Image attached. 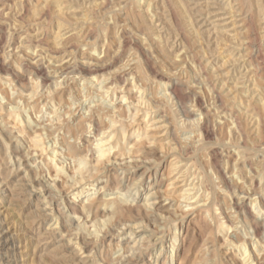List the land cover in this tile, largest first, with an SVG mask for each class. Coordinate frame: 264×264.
Segmentation results:
<instances>
[{"label":"rangeland","instance_id":"374dc122","mask_svg":"<svg viewBox=\"0 0 264 264\" xmlns=\"http://www.w3.org/2000/svg\"><path fill=\"white\" fill-rule=\"evenodd\" d=\"M16 1L18 0H13L12 1L13 3L11 2L13 4V7H11L12 11L13 13H15L14 17L12 18V22L15 21V23H17L18 26L21 27L18 34L20 33V34L26 35L27 39L25 38L24 43L26 45L22 49V51L20 50L19 52L13 53V56L6 58L5 65L8 68V73L5 74L6 76H3L4 74L2 75L4 77L3 79L0 77V87H1L0 88V103H2V105H0V108L4 107L3 109H1V111L2 110L3 111L2 112L0 111V129H1L0 131V179L2 180V181L0 180L1 181L0 182V233H3L5 236V239L3 240L5 241L7 239V241L9 242V243H6L4 247L0 245L1 247L0 264H80V263L81 264H117L120 252H124V251L130 252L131 247H130V243L128 242L129 241L128 238L130 237L129 235H131L129 233V230L131 229V227H135V229H132V232L134 234L133 237L137 238L136 239L137 241L140 240L139 242L140 244L138 245L140 247L144 246L143 247L144 249H142L141 254H137L138 251L140 252V250H138L139 246L137 245L138 249L135 248L133 252H135V254H137L138 256L132 252L131 254L132 256L130 257L131 262L134 260L133 259L134 257L135 258L138 257L139 258L137 260L138 264H151V263L157 264L156 261L154 260L156 257H158L160 248H163V251L161 252V255H160V264H167L166 262L167 257L171 259L172 254L176 257L174 258L173 264H197L200 262L203 263L202 259H204L203 258L204 255L205 257L207 256L209 258V259L207 258L210 262L209 264H242L241 258L244 256V254H242L243 249L242 251L238 250L236 246L233 245L232 243L233 241L227 240L226 236L232 233L233 235L232 234L231 235L234 237L235 241H239V243H241L242 239L245 238L246 241L243 240V242L245 241L249 243L250 236L246 235V233L248 232V229L245 228L248 226L246 225L247 223L246 224L243 223L244 214H240L241 215L240 216L237 213H235L237 208H235L234 205L232 204L233 199L229 197L227 198L224 197L226 196L225 193L228 192L227 189L229 190V188L227 187L226 183L223 181H225L230 176L232 167L236 165L235 167L238 168L239 166V168L237 169V171H235L237 172L236 173L237 175L235 176L239 177V180L241 182L242 180H245L244 178H245V175L247 176L248 170L249 171L252 170L253 173L257 172L256 174H258V176L261 178V179L259 177L257 178V182L260 179V182H258L257 185H259L264 190V182H263L264 181V156H263L264 155V118H263L264 113H262L260 109H257L258 107L253 108L255 118L259 117L260 115L262 116L260 117L262 120H260L261 122L259 123L260 125L257 131H253V128H251L250 121L248 123L249 119H246L245 121V118H241L243 119V120H240L241 126H239V128H235L236 130H234L233 129L234 127H232L233 118L231 120L228 118L230 121L229 122L228 119L226 120L222 119L221 115L223 113H221V115L214 114V116L218 118L214 117V119L213 118H211L212 120L210 119V122L208 125L210 126L211 132L210 134L206 135L204 129L207 124L205 123L204 113L207 112L206 110L209 107V104H208L209 102L207 101H208L209 93L211 92L212 87H208L209 85H203V83H200L199 85L198 83L197 84H194V83L197 81L199 82V79H197L199 75H202V76L203 74L210 75V71L203 70L205 72L197 73L195 72V70L198 71L199 68L196 69V67H198V65L204 64V61L206 59H207L206 61L208 62L209 57L214 56L216 53H213L212 50L208 49L207 46L204 45L206 42L205 41L206 38L204 39L202 34H201L202 37H199L197 39H195L194 36L189 34V31H188L189 28L187 27L186 23L182 21L183 20V16H182L183 0H176V1L174 0H152L153 1L152 3L154 4L153 6H155L154 7L155 10L158 9L156 10V12L158 11L160 13V15L159 13L157 14L158 18H161V20L162 19L166 20V21L163 20L162 26H161V22L160 23H157V21L154 22V25L156 26L159 25V28H162V33L160 34V38L157 37L155 39L154 37H156L158 34L154 33L156 32V30L153 27H152L153 29L152 28L149 29L152 26L149 20L145 17L144 18L145 21L142 22V17H141L142 10L141 9L146 8L148 4L147 0H108V4L106 7L111 8V9L107 11L104 9H101V10L96 9V10L91 11V10H88L86 7L84 8L83 6L79 4H75L76 6H74V8L77 9V12H76L77 14L75 15V17L77 19L76 18L74 19V17L73 18L70 17V18H67L64 22L68 23L69 21L68 19L71 20L69 21L70 23L76 22V20L78 21L83 18L86 19V17L88 16L89 22H93L95 20L94 22L101 23L97 28L94 27V28L89 29L90 30L89 36H85V34H83L82 36H80L81 37L80 38L79 34H76V32L75 34H72L73 32H70L69 34L63 37V38H67L66 40H64L65 45L67 42H71V41L73 42L74 39L82 40L80 42L82 44L79 43V48L77 51H75V49L73 48L74 49L72 51L73 54L64 53L65 56L69 55V57L66 58V60L71 59L72 57L70 58V56H74L72 59V62L75 63L74 64L75 73H76L75 80L71 78L74 75L72 74L68 76L69 78L66 77L65 81L62 82V85L60 86L61 89L55 90L56 87L54 86V83L50 84L48 87H43L41 89L39 88V90L35 89V91H38L37 94L34 93V95L31 96L32 98L31 99L29 98L27 100H26V97H24L21 93V90H25V91L27 90L26 91L27 94H31L33 91L32 88L31 89L30 87L28 88L31 82L30 81L31 75H32L31 68L33 66H32L31 60L28 58L27 55L32 52L31 51L32 48L33 50L36 48L35 46L36 44H34L35 43L34 41H33L34 43L30 42L31 45L30 44L27 45V43H29V38L34 37L35 35H39V37L42 35L40 37L43 40L42 42L52 45L54 42V36L57 33L59 20L53 14L54 8L49 7L45 16L42 17L40 20L35 21L34 18H35V15L37 14L36 13V10H37L36 0H34V3L36 4L32 3L30 7L24 10L21 8L22 7L21 4L23 0H19L18 2ZM119 1L123 2L120 6H118L120 9L116 5ZM262 1H263L262 7L264 8V0ZM1 2L7 3L6 0L5 1L1 0ZM11 3H10V6H12ZM7 6H9V4ZM247 8L244 7V10H243L244 13L242 14L243 16L241 15L239 17L238 15L236 20L240 21V20L245 19L244 22L240 21L241 24H239L240 22L238 23L239 25H243V26H240L241 33H242V34L240 33L242 37L240 38L242 40H246V39L249 40L250 38L251 39L249 40V43L245 45L246 48L243 49V52L244 54H247L246 57L249 59V61L247 60V63L249 62L248 64L250 65V68L251 69L254 68L252 70L253 71L252 74L250 75H252L254 80L257 82L256 84L260 86L259 90H261V95H263L262 93H264L263 91L264 90V60H263L264 40L262 39L264 38L260 37V35L263 33L261 31L263 30L259 26H262L264 22L263 23L261 21L258 22L257 20L258 15L255 14L254 10L252 12L250 9H247ZM19 10L22 11V16L18 18L16 14L19 13ZM101 11L102 12L104 11V12L102 13ZM161 13L163 14L161 15ZM164 15L166 18L164 17ZM79 17L80 18L82 17V18L79 19ZM92 17L93 18L96 17V18L92 19ZM261 17L264 18V13L262 14ZM103 18H106V19H103ZM106 22L108 23L110 27L105 24ZM111 23L116 24V26L118 27V30L120 29L119 33H117L118 36L115 35L116 33L115 34L113 33L114 25H111ZM217 23L218 25L220 24L223 25L222 22L220 23L214 22V24H217ZM223 23L225 25L227 22H223ZM105 25L107 26V28ZM257 25H258V28H257ZM229 29H231L230 26H229ZM86 30L88 31L87 28ZM87 31H85V33ZM106 34L108 38L115 41L114 43H116L119 37L126 38V40L128 41L127 50L129 52L126 51L127 53H124L120 59H117L114 62L112 61L107 67L108 69H105L106 71V72L104 71L105 73L109 75H115L116 78H114V81H116L117 83H115V86H114L115 90L113 88L114 91L110 89V90H104V93H102L103 91L100 90L98 86L95 87V84L91 85L92 83H90V81L89 83H87V86L83 87L82 79H84V75H81L79 70H80V67L83 66L84 64L93 65V64L98 63L93 59V56L94 57L103 56V53L101 52L103 51L102 49L104 48H100V53H95L94 51H92L91 48L88 49L87 45L93 46L99 43V45H101L102 47V44H100V42H103V39H104L103 36L106 37ZM186 34H188L189 36ZM139 37L142 39V42L138 40ZM145 37L147 38V40ZM51 40L53 41L51 42ZM162 41L164 42V44ZM219 41H220L219 44L221 46L217 45V49H218L217 51L221 49L222 50L217 53L219 55H215L218 57V58L216 57L215 62H217V65H219L218 71L219 73L221 72L222 75L221 77H219V79L217 78L218 80L214 79L215 77L213 76L212 77L210 76L209 78L206 77V80L208 79L207 82L209 80L212 82L214 80L218 82L216 86L217 91L220 90L219 87L220 88L222 87L221 86L223 85L222 83H227L225 84V86L223 85L224 87L222 88L224 89L223 90L224 94L232 91L233 89V92L236 93L237 96L239 97L237 99V103H235L232 100L231 101L228 100L227 102L224 103V107L226 108V110L231 108L232 111H236L238 110V105L240 104V100L246 101L247 97L250 98V96H248L250 91L246 90L249 88V86H247L246 88L243 86V84L241 85L240 83H238L239 84L238 86L235 84L236 81L238 82V80L235 81V78L238 75H236L237 73L234 71V68H233L234 66L227 65V64H225L226 65L225 66L223 65V62H222V60L224 61L226 58L230 57L231 55L230 50H231V46L233 45L230 43L231 41L229 40V38H223V41L222 40H219ZM180 43L181 44L183 43V44L180 45ZM173 44H174V47L172 46ZM177 47L178 48L181 47L180 50H183L184 48H186L183 50L184 52L182 51L183 52L182 54L180 53L181 56L183 55L182 56L183 58L181 57V59H179L180 57L179 58L177 57L178 59L176 58V54L178 53ZM205 50L207 54L209 55L204 54ZM174 52H177V53H174ZM130 53H132L133 55ZM170 53H172L173 55ZM128 55H132L131 57L136 58L135 59L136 63L132 65L130 69H127L128 66L125 68L123 67L124 62H126L125 60L128 58V57L126 58V56ZM205 56H208V57L205 58ZM206 61L205 63H207ZM213 65L215 68L214 62L209 67L213 69ZM254 66L255 67L257 66V67L255 68ZM226 70L227 71L230 70L232 73H235V74L230 73V71L229 73H227ZM132 73L133 75L137 76V80L141 84H143L141 86L142 87L141 92L140 91L138 92V88H133L132 92L128 93V89L131 86L130 85L131 80L129 79L131 78ZM223 73L224 74L226 73L225 76ZM10 78L12 80L11 85L15 87L14 89L13 88L11 89L9 84H7V80ZM257 78L260 80H258ZM177 80L179 81V84H178L179 91L183 93L181 95H184V94L186 95V97L184 96L185 98L182 96V99H184L185 101L184 100L177 101V99L175 98L172 99L171 97L169 98V97L163 96L165 91L162 88L163 86L160 85V83H162V81L168 82V83H174ZM234 85H236L239 89L237 88L236 90L235 89L236 87ZM229 86L232 88H229ZM242 86L245 89L241 88ZM9 89L13 93L15 92L14 90H17V92L14 93L15 99L13 98L11 101L14 103L13 105L16 107L18 106V108L15 109V111L13 112L10 109H8L9 103H7L8 105L5 103L6 101H9L8 97L13 94L12 92L9 93L10 92ZM114 92H116L115 97H114ZM233 92L229 94L231 95L230 97H232V95L234 96V94H232ZM125 93L126 95L128 94L131 96V100H132V97L134 99L140 93L141 94L144 93V96H145L144 100L146 99L149 100L148 102L150 103V105L146 107L130 106V109H129L130 111L128 109H126L125 111H121L122 117L115 119L112 109L118 108L120 101H121L120 96L125 95ZM196 96L202 99L203 104H201V100L196 98ZM203 99L206 101L205 104H204ZM195 101L197 102V104ZM199 101L201 104L199 105H200V108L203 110L202 111L203 113L201 111H198L199 113L197 116L188 115L185 112L186 111L185 109L190 108V107L198 109ZM193 102L195 103V105ZM136 103L137 102L135 101V105H137ZM179 103L181 104V106ZM124 105L127 106V103ZM216 107L217 106H215V108ZM136 108L140 109V111L139 113H137V116H135L134 118V112H135L134 109ZM210 108H212V110L215 111L214 107H210ZM110 110H112V112H110ZM147 112L149 113L148 120L151 118L150 116H152V118L154 117L156 119L155 121H160L162 122L160 124H163V129H162L163 131L158 133L159 138H161V140H163L164 142L166 141L167 143H169L167 140H170V138L172 137L173 138L172 143H169V144L162 143L161 146L163 147H161L159 146V144L157 145L149 144L146 141H144V143H140V145H138L134 149L135 150L134 153L135 152L136 153L134 154L133 158L127 159L125 161H120L121 158H117L116 160H118V162L115 163V160L113 159L114 157L111 156L113 160L111 159L112 161L110 162V165L108 166H106V164L98 165L97 169L102 170L101 174L92 175L91 173H93L94 171L92 172L88 171V172H84L81 174L82 175L81 178L83 179H88L89 177L91 179L97 180V182L99 183V187L97 188V190L99 193H101V191L103 190L102 193L106 195L105 199L109 198V196L114 197L115 195L113 193L117 192L118 189L119 191L120 190L122 191L121 193H127L126 191L128 190L127 184L132 183V182L135 183V186H137L138 190L133 188L132 190H130L131 191L130 194L131 196H133L135 194V191L137 190L138 196L136 200H132L133 197H131V201H129L130 203L128 204H122L119 209L120 211L115 213V215L110 213V215H108L109 218L106 219L108 220L107 221L108 224L104 225V228L103 227L98 228L100 229V232L98 231L99 234L93 233V235H86L84 234V231H83L82 236L80 237L78 233L82 232L81 231L82 228L79 229V226L77 225V223L83 218V215H84L83 212L81 211L82 210L81 205L84 204V199H85L84 195H86V193L84 192L80 194L81 193L80 191H82L83 189L80 183H76L74 189H71V187L73 186L72 184H75V180L80 181L81 178L80 176H78L77 179H72L73 181H71L70 179L68 180L70 182L68 183L67 181V183L65 182L66 183L65 184L62 180L64 179V181H66V179L63 177L61 181H56L55 183L54 181H52L53 182L52 184L50 183L51 181H49L50 178H45V177H49V174H47V172L49 173L48 170L53 171V165L55 163H59L60 165L62 163L64 164L69 174L70 173L72 174V172H74L70 164L71 158L75 156L76 154L84 155L87 152L86 149H88L87 146L89 145L88 140L91 137H93L94 134H96L95 133L96 131L93 130V127L89 126L92 124V121L94 119L98 120L101 123L103 122L102 123L103 127H106V125L108 126L111 120L114 119L116 121L115 125L117 126L116 130H121V128L123 127L122 129L125 130L130 135L131 132L138 126H141V131H143V128H142L143 123L141 122V118H143V116L147 114ZM122 118L125 120H123ZM157 118L160 120H158ZM194 118H197V119L199 118V121H196L195 125L191 122L192 119ZM16 121L18 122L17 126H19L20 129L22 128L25 130L27 129L25 132L26 133L25 136H19V134H17V130L19 128L17 129L13 127L14 126L13 123ZM227 121L230 124L232 123V125L227 124L228 123ZM37 123L39 124V126L42 124L41 127L44 124H46L47 128L45 127L40 128L37 126ZM48 131H50L51 133ZM33 134L41 136L40 138H43L41 144L42 146L48 147V150L46 152L44 153L37 152L35 154V151L33 150L34 148L32 149V147L31 148L27 147V146L30 147L28 143H31V138L34 136ZM195 134L198 137L195 138L194 137ZM88 136L90 137L88 138ZM188 136H191V138H195V140L192 139V141L194 142H193V145L192 144L190 145L191 147L189 149H187V146L191 142L189 141L190 139L183 142V140H185V138ZM198 138H199V141L197 140ZM244 138H247V139H244ZM130 140L132 139L128 138V142ZM68 144H70L71 146H74L75 150L72 149L73 151H71V149L69 150L68 148L66 149V147L69 146ZM129 145H131V143H129ZM165 145L167 147H170V149L167 148ZM30 152L32 154L29 155ZM54 154H55V157H54L55 161L53 162L54 163L53 164V163H50L51 162L50 158L54 156ZM17 156H19L20 158ZM120 162L121 163L123 162V163L121 164ZM169 162L170 163L179 162V163L178 165L171 166ZM233 162H235L236 164L234 165ZM249 165L253 167V169L250 168ZM170 170H172L171 171L172 173L168 175L167 173ZM226 170L229 172H227ZM42 172H44L43 173L44 175H42ZM89 172L91 175L89 174ZM228 173H229V176H228ZM172 176H174L175 178L176 177H181V178H179L178 180L179 182L178 181L175 182L176 179ZM185 179L186 181L182 183V180H185ZM169 183H173L174 185L173 187H176L178 191L169 199H166V198L162 199L161 197H159V200L157 199L158 201H161L160 205H163L162 207L160 205L158 206L157 204L154 205V208L157 209V214H158V217H157L158 220H157L155 219V217L150 215L153 212L150 210L148 211L146 206L144 205L145 204L144 198L146 197L148 193L147 191L150 188L152 190L151 192L160 190L159 195L162 196L161 192L166 190V187H167L166 185ZM190 183H193L190 185L191 187H193L191 191L185 190L188 187L191 188L189 186ZM54 184L56 185L55 187H54ZM103 185H106V186L102 188ZM181 188L184 190V192L189 191V192H186L189 195L185 194L186 195L185 196L183 194L182 197L179 196L178 194L184 193L182 192L183 190ZM91 192H94V190H91ZM230 192H232L233 194L232 190ZM151 197L152 196H150V199ZM188 197L190 199H188ZM191 197H193V199ZM48 200H50V202L52 200L51 208H48V205H47L48 203H46ZM153 201L154 200H150L149 202L151 203ZM204 201H206V205H203L205 203ZM100 202H103V201L100 200L98 203ZM208 203L210 204L208 205ZM100 204H103V203H100ZM248 206L252 208L251 204H249ZM52 207H54V213L56 212L55 215L49 213L51 212L49 210L52 209ZM168 207L170 208L169 210H167ZM106 214L108 213H104L103 211L98 210L97 216H95L94 218H96L95 220H100V219L104 220L105 217L107 216ZM74 215H77V216H74ZM233 215H235L236 217ZM80 216L82 217L77 218ZM122 217L123 219H121ZM56 219H59V220H56ZM57 223H59V225ZM70 226L73 228H71ZM230 226H234L232 227L233 229H229ZM57 228H60V230ZM65 229L67 231H65ZM120 232H125V233L121 235L119 234ZM72 235H74L75 237ZM77 235H78V239H76ZM84 235H85V238L86 236H88L87 238L90 240L87 245H85V243L83 242L85 240ZM72 237L75 238V241H74V238L72 239ZM97 237L99 239H96ZM173 238L177 239V241L175 242V245L177 246L179 245V248L178 250H176L175 248L172 252L171 250H172V245H173L172 244ZM69 240L71 241L70 242L71 244L68 243ZM76 240L78 241V243ZM131 243L133 244L134 242H131ZM128 247H129V250H127ZM207 248H211L209 249L211 252L207 251L209 252V255L205 254V251Z\"/></svg>","mask_w":264,"mask_h":264},{"label":"bare ground","instance_id":"6f19581e","mask_svg":"<svg viewBox=\"0 0 264 264\" xmlns=\"http://www.w3.org/2000/svg\"><path fill=\"white\" fill-rule=\"evenodd\" d=\"M5 1V0H4ZM13 0H6L7 3H2L1 0H0V77L3 79L4 77L3 76H6L5 74L8 73V68L6 67L5 65V62H6V58L7 57H11L13 56V53H16V52H19L20 50L22 51V49L25 47V38H26V35H23V34H18L19 30L21 27L18 26L17 23L12 22V18L14 17L15 13H13L12 11V8L13 7ZM19 1V0H18ZM16 1V2H18ZM176 1V0H174ZM12 2V3H11ZM21 2V1H20ZM113 2V1H112ZM153 1L152 0H147V6L146 8H142V14H141V17H142V22L145 21V17L149 20V22L151 23V27L149 29H151L152 27L156 30V32H154L155 34L157 33L158 35L155 38H160V34L162 33V28H159V25L156 26L154 25V22L157 21V23H160L161 22V26H162V22L163 20L165 19H162L161 18H158L157 14L159 13L158 11L156 12V9L155 10V6H153L154 4L152 3ZM156 2V1H155ZM162 2V1H161ZM178 2V1H177ZM262 0H183V10H182V16H183V22L186 23L187 27L189 28V34H191L192 36L195 37V39L199 38V37H202L203 35V38L205 39L206 38V42H205V46H207L208 49L212 50L213 53H216L215 55H219L217 54L219 51H217V45L221 46L219 44V40H222L223 41V38H229V40L231 41L230 43L233 45L231 46V50H230V57L226 58L224 61L222 60L223 62V65L227 64V65H233L234 67V71L237 73L236 75V78H235V81L238 80V82L236 81V85L238 86L240 83L241 85L243 84L244 87L247 88V86H249L248 91H250V93L248 94V96H250V98H246L247 100L245 101H241L240 100V104L238 105V110L236 111H232L231 108L226 110V108L224 107V103L227 102L228 100L229 101H234L235 103H237V99L239 98L237 96L236 93L233 92V89L232 91L228 92V93H223L224 89H222L225 84L227 83H222L223 85H221L222 87L220 88L219 87V91H217V83L215 80L212 82V81H208L206 80V77L209 78L210 76L212 77H215L214 79L218 80L219 77H221L222 73L220 74L218 69H219V65H217V62H215L216 60V57L212 52V54L214 56H210L209 57V60L207 63H205L204 61V64H201V65H198L197 68H199L198 71L195 70V72L197 73H201V72H205L203 70H209L210 71V75H204L205 77H203L202 75H199L197 79H199V82H195L194 84H197L198 85L200 83H203V85H209L208 87H212L211 88V92L209 93V98H208V101L209 102V107L207 108V112H205V123L207 124L205 126V133L206 135L207 134H210V126L208 125L209 122H210V119L216 116H214V114H218V115H221V113H223L221 116H222V119H232L233 118V125L232 123L230 124L229 122V119H228V123L229 125H232V127H234L233 129L236 130L235 128H239L240 125V120H243L241 118H245V121L246 119H249L248 120V123L250 121L251 123V128H253V131H257V129L259 128V123L261 122L260 120H262L260 117H262L261 115L257 118H255L254 116V112H253V108L254 107H258L257 109H260L262 113H264V93H262L263 95H261V90H259V87L258 84H256L257 82L254 80V78L252 77V70L254 69H251L250 68V65L247 63V60L249 61V59L246 57L247 54H244L243 52V49H245V45L249 43V40H242L241 38V29H240V26H243V25H239L241 24V22H244V20H240V21H237L236 18L239 17L244 13V7L247 8V9H250L252 12L254 10L255 14L258 15L257 17V20L258 22H264V18H262V14L264 13V8L262 7ZM10 3L12 4V6H10ZM36 4L37 3V10H36V15H35V18L34 20L37 21V20H40L42 17L45 16V14L47 13L48 11V8L49 7H53L54 8V11H53V14L57 17V19L59 20V23H58V28H57V33L55 34L54 36V42L52 45L48 44V43H44L42 42L43 40L39 37V35H35L34 37H31L29 38V43H27V45L30 44V42H33L34 44H36V48L33 50V48L31 49V53L28 54V58L31 60L32 62V72H31V79H30V86H28V88L30 87V89L32 88V93L31 94H27V90H21V93L24 97H26V100L27 99H31L32 95L37 94L38 91H35L36 90H39V88H43V87H48L50 84L54 83V86L56 87L55 90L57 89H61L60 86L62 85V82L65 81L66 77H68L69 75H73V77H71L72 79L75 80V77H76V73H75V66L72 62V59L74 56H70L71 59H67L69 57V55H64V53H72V51L75 49V51L78 50L79 48V43L82 41L80 39H74L73 42H67L66 45L64 43V40H66L67 38H63L65 35L69 34L70 32H73L72 34H79V37L82 36L83 34H85V36H89L90 34V30L91 28H97L101 23L100 22H94L92 19H95L92 17V21L93 22H89V18L88 16L86 17V19H81L79 17V19L81 20H76V22H69L71 21L70 19H68V23L67 22H64L67 18H73L74 19L76 18L75 15L77 14V9L74 8V6H76L75 4H79L81 6H83L84 8L86 7L88 10H96V9H104V10H109L111 8H107V4H108V0H36V3H34V0H23L22 4H21V8L24 10L28 7L31 6V4ZM123 2H118L116 5L117 7L120 6ZM168 3V2H167ZM9 4V6H7ZM127 4V3H126ZM129 4V3H128ZM15 5V4H14ZM158 5V4H156ZM178 5V4H177ZM19 6V4H18ZM139 6V5H138ZM247 6V7H246ZM114 7V5H113ZM112 7V8H113ZM135 7V6H134ZM157 7V6H156ZM171 7V6H170ZM35 8V9H36ZM119 8V7H118ZM129 8V7H128ZM139 8V7H138ZM21 9V10H22ZM120 9V8H119ZM135 9V8H134ZM163 9V8H162ZM178 9V8H177ZM7 10V11H6ZM22 10V11H23ZM22 11L19 10V13H17V17H21L22 16ZM98 11V10H97ZM246 11V10H245ZM99 12V11H98ZM102 12V11H101ZM104 12V11H103ZM102 12V13H103ZM181 12V11H180ZM248 12V10H247ZM92 13V12H91ZM108 13V12H107ZM105 13V14H107ZM110 13V12H109ZM127 13V12H126ZM131 13V12H129ZM172 13V12H171ZM163 13H161L162 15ZM179 14V13H178ZM31 15V14H30ZM110 15V14H109ZM116 15V14H115ZM131 15V14H130ZM160 15V13H159ZM108 16V15H107ZM127 16V15H126ZM175 16V15H174ZM181 16V15H180ZM243 16V15H242ZM54 17V16H53ZM105 17V16H104ZM109 17V16H108ZM123 17V16H122ZM165 17V15H164ZM135 18V17H134ZM166 18V17H165ZM245 18V17H244ZM77 19V18H76ZM103 19H106V18H103ZM125 19V17H124ZM168 19V18H167ZM174 19V18H173ZM182 19V18H181ZM242 19V18H241ZM250 20V19H249ZM98 21V20H97ZM108 21V20H106ZM140 21V20H139ZM166 21V20H165ZM178 21V20H177ZM32 22V21H31ZM110 22V21H109ZM125 22V21H123ZM134 22V21H133ZM137 22V21H136ZM135 22V23H136ZM141 22V23H142ZM214 22H222V24L224 25L223 22H227L224 26L223 25H218L217 24H214ZM230 22V23H229ZM240 22V23H239ZM23 23V22H22ZM49 23V21H48ZM57 23V22H56ZM116 23V22H114ZM112 24L111 25H114V34L117 35V33H119L120 29L118 30V27L116 26V24ZM155 23V24H157ZM166 23V22H165ZM239 23V24H238ZM257 23V22H256ZM107 26L108 23L106 22L105 23ZM130 24V23H129ZM133 24V23H132ZM164 24V23H163ZM177 24V23H176ZM32 25V24H31ZM105 25V26H106ZM170 25V24H169ZM180 25V24H179ZM259 25V24H258ZM258 25H257V28H258ZM106 26V28H107ZM125 26V25H124ZM131 26V25H130ZM223 26V27H222ZM229 26L231 29H229ZM110 27V26H109ZM126 27V26H125ZM140 27V26H139ZM169 27V26H168ZM180 27V26H179ZM228 27V28H227ZM261 27V29L263 32L260 37L264 38V23L262 26H259ZM86 28L88 29V31L86 30ZM101 28V27H99ZM152 28V29H153ZM172 28V27H171ZM175 28V27H174ZM173 28V29H174ZM30 29V28H29ZM103 29V27H102ZM110 29V28H109ZM148 29V28H147ZM179 29V28H178ZM181 29V28H180ZM248 29V28H247ZM251 29V28H250ZM260 29V30H261ZM39 30V29H38ZM245 30V29H244ZM243 30V31H244ZM22 31V30H21ZM35 31V30H34ZM85 31H87L85 33ZM104 31V30H103ZM123 31V30H122ZM128 31V29H127ZM246 31V30H245ZM248 31V30H247ZM252 31V30H250ZM96 32V31H95ZM125 32V31H124ZM184 32V31H183ZM235 32V33H233ZM46 33V32H45ZM144 33V32H143ZM175 33V32H174ZM18 34V35H17ZM149 34V32H148ZM152 34V33H151ZM171 34V33H170ZM202 34V35H201ZM242 34V33H241ZM102 35V34H101ZM143 35V34H142ZM188 35V34H186ZM205 35V36H204ZM257 35V34H256ZM71 36V35H70ZM118 36V35H117ZM126 36V35H125ZM189 36V35H188ZM67 37V36H66ZM69 37V36H68ZM98 37V36H97ZM101 37V36H100ZM99 37V39H100ZM138 37V36H137ZM170 37V36H169ZM241 37V38H240ZM44 38V37H42ZM81 38V37H80ZM86 38V37H85ZM103 42H100V44H102V47L101 45H99V43L95 44V45H87V48H91L92 51H94L95 53H100V48H104L102 49L103 51L101 53H103V56L101 57H94L93 56V59L98 62L97 64H93V65H88V64H84L83 66H79L80 67V73L81 75H84V79H82V84H83V87L84 86H87V83H92L91 85H94L95 84V87L98 86L100 90H102L104 93V90H110L114 88L115 86V83H117L116 81H114V78L115 75H109L107 73H105V69H108L107 67L109 66V64L113 61H116L117 59H120L122 57V55L124 53H127L126 51L127 48H128V41L126 40V38L124 37H119V39L116 41V43H114L115 41L108 38L107 37V34H106V37L103 36ZM115 38V37H114ZM146 38V37H145ZM144 38V39H145ZM27 39V38H26ZM94 39V38H93ZM97 39V38H96ZM133 39V38H132ZM170 39V38H169ZM194 39V38H193ZM244 39V38H243ZM253 39V38H252ZM255 39V38H254ZM50 40V39H48ZM138 40H140L142 42V39L139 37ZM147 40V38H146ZM153 40V39H152ZM166 40V39H165ZM168 40V39H167ZM173 40V39H172ZM264 40V39H262ZM53 40H51L52 42ZM89 41V40H87ZM101 41V40H100ZM200 41V40H199ZM96 42V41H95ZM99 42V41H98ZM159 42V41H158ZM163 42V41H162ZM176 42V41H175ZM196 42V41H195ZM8 43V44H7ZM136 43V42H135ZM179 43V42H178ZM187 43V42H185ZM200 43V42H199ZM229 43V42H228ZM252 43V42H251ZM264 43V42H263ZM5 44V45H4ZM82 44V43H80ZM164 44V42H163ZM183 44V43H182ZM180 43V45H182ZM201 44V43H200ZM227 44V43H226ZM225 44V46H226ZM230 44V45H231ZM258 44V43H257ZM31 45V44H30ZM137 45V44H136ZM203 45V44H202ZM142 46V45H141ZM148 46V45H147ZM162 46V45H161ZM174 47V44L172 45ZM132 47V46H131ZM135 47V46H134ZM140 47V46H139ZM165 47V46H164ZM186 47V46H185ZM74 48V49H73ZM178 48V47H177ZM181 48V47H180ZM180 48H178V53L177 52H174V53H177L176 54V58L180 57L179 59H181V56L180 53L182 54L184 51V48L182 47L183 50H180ZM254 48V47H253ZM252 48V49H253ZM72 49V50H71ZM176 49V48H175ZM230 49V48H229ZM251 49V48H250ZM249 49V50H250ZM257 49V48H256ZM139 50V49H138ZM146 50V49H145ZM202 50V49H201ZM183 51V52H182ZM204 51V50H203ZM90 52V51H89ZM129 52V51H128ZM209 52V51H208ZM229 52V50H228ZM169 53V52H168ZM210 53V52H209ZM73 54V53H72ZM132 54V53H130ZM172 54V53H170ZM206 55H209L207 54L206 50H205V53ZM203 54V55H204ZM258 54V53H257ZM133 55V54H132ZM132 55H128L126 56V62H124L123 64V67H127V69H130V67L132 65H134L136 63L135 61V57H131ZM152 55V54H151ZM173 55V54H172ZM202 55V56H203ZM211 55V54H210ZM264 55V54H263ZM190 56V55H189ZM201 56V55H200ZM262 56V55H261ZM175 57V55H174ZM208 57V56H205V58ZM227 57V56H226ZM247 59H246V58ZM177 58V59H178ZM183 58V57H182ZM218 58V57H217ZM262 58V57H261ZM246 59V60H245ZM93 60V61H94ZM202 60V58H201ZM264 60V58H263ZM90 61V60H89ZM221 61V59H220ZM262 61V60H261ZM259 61V62H261ZM30 62V63H31ZM75 62V60H74ZM80 62V61H79ZM214 62L215 64V68H214V65H213V69H211L209 66ZM184 63V62H183ZM201 63V62H200ZM221 63V62H220ZM251 63V62H250ZM255 63V62H254ZM21 64V63H20ZM26 64V63H25ZM138 64V63H137ZM174 64V63H173ZM258 64V63H257ZM262 64V63H261ZM30 65V64H29ZM217 65V67H216ZM254 65V64H253ZM21 66V65H20ZM138 66V65H137ZM221 66V65H220ZM226 66V65H225ZM230 66V67H231ZM260 66V65H259ZM23 67V65H22ZM117 67V66H116ZM122 67V66H121ZM120 67V69H121ZM136 67V66H135ZM222 67V66H221ZM255 67V66H254ZM257 67V66H256ZM255 67V68H256ZM114 68V67H113ZM17 69V68H16ZM24 69V68H23ZM136 69V68H135ZM230 69V68H229ZM171 70V69H170ZM173 70V69H172ZM228 70V69H227ZM226 70V71H227ZM105 71V72H104ZM224 71V70H223ZM225 71V72H226ZM230 71V70H229ZM229 71H227V73H229ZM17 72V71H16ZM27 72V71H26ZM102 72V73H101ZM138 73V72H137ZM230 73H232L230 71ZM4 74V75H3ZM20 74V73H19ZM29 74V72H28ZM164 74V73H163ZM184 74V73H183ZM224 74V73H223ZM226 74V73H225ZM224 74V76H225ZM232 74H235V73H232ZM261 74V73H260ZM3 75V76H2ZM89 75V76H88ZM127 75V74H126ZM195 75V74H194ZM198 75V74H196ZM86 76V77H85ZM254 76V75H253ZM23 77V76H22ZM27 77V76H26ZM130 77V76H129ZM141 77V76H140ZM228 77V76H227ZM230 77V76H229ZM238 77V78H237ZM30 78V77H29ZM69 78V77H68ZM167 78V77H166ZM173 78V77H172ZM218 78V79H217ZM231 78V77H230ZM121 79V78H120ZM177 79V78H176ZM175 79V80H176ZM211 79V78H210ZM213 79V78H212ZM258 79V78H257ZM62 80V81H61ZM78 80V79H77ZM128 80V79H127ZM131 80V83H130V88L128 89V93L132 92L133 88H138V92L142 90V85L138 80H137V76L133 75L132 73V76L131 78L129 79ZM260 80V79H258ZM121 81V80H120ZM160 81V80H159ZM189 81V80H188ZM220 81V80H219ZM240 81V82H239ZM11 78L7 80V84H9L10 88L14 89L15 87H13L11 85ZM29 82V81H28ZM129 82V81H128ZM224 82V81H222ZM260 82V81H259ZM193 83V82H192ZM234 83V82H233ZM68 84V83H67ZM120 84V83H119ZM178 84H179V81H175L174 83H168V82H164L162 81V83H160L161 86H163L162 88L164 89V95L165 97H171L172 99H177L178 100H184L182 99V96L186 97V95H181L183 93H181L179 91V88H178ZM189 84V83H188ZM17 85V84H16ZM90 85V84H89ZM159 85V86H160ZM197 85V86H198ZM229 85V84H228ZM234 85L235 89L237 90V86ZM187 86V85H186ZM232 86V85H231ZM241 87V88H244V87ZM3 87V86H2ZM20 87V86H18ZM90 87V86H89ZM189 87V86H188ZM187 87V88H188ZM233 87V86H232ZM229 86V88H232ZM1 88V87H0ZM20 89V88H19ZM52 89V88H51ZM63 89V88H62ZM78 89V88H77ZM86 89V88H85ZM98 89V88H97ZM184 89V88H183ZM207 89V88H206ZM234 89V90H235ZM239 89V88H238ZM245 89V88H244ZM46 90V89H45ZM54 90V89H53ZM88 90V89H87ZM115 90V88H114ZM113 90V91H114ZM190 90V89H189ZM203 90V89H202ZM230 90V89H229ZM10 91V89H9ZM16 93L17 90H14ZM43 91V90H42ZM76 91V90H75ZM217 91V92H215ZM227 91V90H226ZM242 91V90H241ZM264 91V90H263ZM7 92V91H6ZM12 91H10L9 93H11ZM206 92V90H205ZM209 92V91H208ZM231 92H233L232 94H234V96L232 95V97H230L231 95ZM13 93V92H12ZM12 94L10 95L8 98L9 101H4L6 104L9 103L8 105V109H10L12 112L15 111V109L18 108V106H14L13 102L11 101L15 96V94ZM40 93V92H39ZM45 93V91H44ZM106 93V92H105ZM113 93V92H112ZM162 93V91H161ZM215 93V94H214ZM196 94V93H195ZM40 95V94H39ZM83 96V95H82ZM100 96V95H99ZM116 96V92H114V97ZM188 96V95H187ZM35 97V96H33ZM40 97V96H39ZM121 101H120V104L118 106V108H114L112 109L113 110V115H114V118L117 119L119 117H122L121 115V111H125L126 109H130V106H133V107H146V106H149L150 103L148 102L149 100H144L145 99V96H144V93H140L139 95H137L134 99L132 97V100H131V96L130 95H121ZM184 97V98H185ZM104 98V97H103ZM161 98V97H160ZM188 98V97H187ZM196 98L200 99L201 100V104H203L202 102V99L197 97ZM207 98V97H206ZM15 99V98H14ZM40 99V98H39ZM60 99V97H59ZM62 99V98H61ZM69 99V98H68ZM81 99V98H80ZM162 99V98H161ZM191 99V98H190ZM194 99V98H193ZM205 99V98H204ZM203 99V100H204ZM245 99V98H244ZM72 100V99H71ZM85 100V99H84ZM88 100V99H87ZM16 101V100H15ZM40 101V100H39ZM68 101V100H67ZM108 101V100H107ZM135 101L137 102L135 105ZM185 101V100H184ZM197 101V100H196ZM195 101V102H196ZM175 102V101H174ZM180 102V101H179ZM198 102V101H197ZM196 102V104H197ZM205 100H204V104H205ZM246 102V104H245ZM34 103V102H33ZM103 103V102H102ZM127 103V106H125L124 104ZM156 103V102H155ZM178 103V102H177ZM194 103V102H193ZM234 103V104H235ZM97 104V103H96ZM180 104V103H179ZM185 104V103H184ZM191 104V103H190ZM200 101L198 103V109L196 108H187L185 109L186 113L188 115H191V116H197L198 115V111H203L201 108H200ZM0 105H2V103H0ZM6 105V106H7ZM113 105V103H112ZM195 105V103H194ZM4 106V105H3ZM10 106V107H9ZM73 106V105H72ZM91 106V104H90ZM93 106V105H92ZM101 106V105H100ZM181 106V104H180ZM193 106V105H192ZM208 106V105H207ZM215 106H217L215 108ZM97 107V105H96ZM113 107V106H112ZM152 107V106H151ZM203 107V106H202ZM210 107H214L215 111L212 110V108ZM4 107H1L0 108V111L1 109H3ZM20 108V107H19ZM89 108V107H88ZM186 108V107H185ZM205 108V107H204ZM90 109V108H89ZM106 109V108H105ZM145 109V108H144ZM217 109V110H216ZM219 109V110H218ZM27 110V109H26ZM55 110V109H54ZM53 110V111H54ZM102 110V109H101ZM112 110H110V112H112ZM3 111V110H2ZM1 111V112H2ZM8 111V110H7ZM99 111V110H98ZM97 111V113H98ZM130 111V110H129ZM127 111V112H129ZM134 118L135 116H137V113H139L140 109H134ZM229 111V113H228ZM10 112V111H9ZM8 112V113H9ZM11 112V113H12ZM92 112V111H91ZM90 112V113H91ZM149 112V111H148ZM147 112V114H145L143 116V118H141V122L143 123V131H141V126H138L137 128H135L131 134L129 135V133H127L125 130H123L121 128V130H116L117 126L115 125V120H111L108 121L110 122V124L106 127H103L102 123L99 122L98 120L94 119L92 121V124L89 125V126H92L93 127V130L96 131L94 134L93 137H91L88 141H89V145L87 146L88 149H86V153L83 155H76L75 156H71V166L73 168V171L72 174L68 173L64 164L61 163V165L59 163H53L55 161V154L54 156H50V160L51 162L50 163H53V171H49V173L47 172V174H49V177H45V178H50L49 181H51L50 183L53 184L52 181H54V183L56 181H61L62 178L64 177L66 179V181H64V179L62 180L64 183L68 180L71 179V181H73L72 179H77L78 176H80L81 178V174L84 173V172H88V171H94L93 173H91L92 175L93 174H101L102 170H99L97 169L98 165H103V164H106V166L110 165V162L114 159L115 160V163L118 162V160H116L117 158H121L120 161H125L127 159H131L133 158L134 154V149L140 145V143H144V141H146L147 143L149 144H159V146L162 145V143H166V144H169V143H172L173 141V138L170 140H167L169 143H167L166 141L164 142L163 140H161V138H159L158 136V133H160L161 131H163V124H160L162 122L160 121H155L156 119L152 116H150L151 118L148 120L149 118V113ZM213 112V114H212ZM10 113V114H11ZM87 113V112H86ZM203 113V112H202ZM201 113V114H202ZM228 113V114H227ZM112 114V113H111ZM129 114V113H127ZM165 114V113H164ZM20 115V114H19ZM18 115V116H19ZM99 115V114H98ZM101 115V114H100ZM96 116V115H95ZM163 116V115H162ZM258 116V115H257ZM89 117V116H88ZM129 117V116H128ZM133 117V115H132ZM156 117V116H155ZM51 118V117H50ZM49 118V119H50ZM83 118V116H82ZM81 118V119H82ZM110 118V117H109ZM113 118V117H112ZM127 118V117H126ZM189 118V117H188ZM203 118V117H202ZM203 118V119H204ZM218 118V117H216ZM264 118V117H263ZM87 119V118H86ZM123 119V118H122ZM129 119V118H128ZM158 119V118H157ZM15 120V119H14ZM109 120V119H108ZM119 120V119H118ZM121 120V119H120ZM125 120V119H123ZM160 120V119H158ZM212 120V119H211ZM36 121V120H35ZM49 121V120H48ZM47 121V122H48ZM81 121V120H80ZM86 121V120H85ZM132 121V119H131ZM134 121V119H133ZM187 121V120H186ZM196 121H199V118H194L192 119V123L195 125V122ZM216 121V120H215ZM51 122V121H50ZM58 122V121H57ZM83 122V121H82ZM124 122V121H123ZM224 122V121H223ZM222 122V124H223ZM226 122V121H225ZM55 123V122H54ZM90 123V122H89ZM133 123V122H131ZM201 123V122H200ZM218 123V122H217ZM22 124V123H21ZM41 124V123H40ZM88 124V123H87ZM168 124V123H167ZM7 125V124H6ZM12 125V124H11ZM13 127L14 128H19L18 125V122H14L13 123ZM24 125V124H23ZM27 125V124H26ZM42 125V124H41ZM41 125L39 126V124L37 123V126L40 127V128H47L46 127V124H44L42 127ZM57 125V124H56ZM77 125V124H76ZM199 125V124H198ZM49 126V125H48ZM53 126V125H52ZM224 126V125H223ZM227 126V125H226ZM225 126V127H226ZM24 127V126H23ZM221 127V126H220ZM231 127V126H230ZM231 127V128H232ZM4 128V127H3ZM26 128V127H25ZM56 128V127H55ZM58 128V127H57ZM83 128V127H82ZM166 128V127H165ZM215 128V127H214ZM229 128V127H228ZM11 129V128H10ZM65 129V128H64ZM89 129V128H88ZM87 129V130H88ZM3 130V129H2ZM27 130V129H26ZM26 130L25 129H18L17 130V134H19V136H25L26 135ZM43 130V129H42ZM176 130V129H175ZM1 131V129H0ZM30 131V130H28ZM44 131V130H43ZM84 131V130H83ZM190 131V130H189ZM228 131V130H227ZM252 131V130H250ZM249 131V132H250ZM42 132V131H41ZM45 132V131H44ZM50 132V131H48ZM70 132V131H69ZM85 132V131H84ZM93 132V131H92ZM142 132V133H141ZM198 132V131H197ZM240 132V131H239ZM51 133V132H50ZM231 133V132H230ZM242 133V132H241ZM54 134V133H53ZM212 134V133H211ZM29 135V134H28ZM34 135V134H33ZM42 135V134H41ZM64 135V134H63ZM174 135V134H173ZM172 135V136H173ZM229 135V133H228ZM255 135V134H254ZM18 136V135H17ZM45 136V135H44ZM48 136V135H47ZM176 136V135H175ZM29 137V136H28ZM41 136H38V135H34L32 138H31V143H28L30 145L27 146L28 148H31L35 151V154L37 152H41V153H44L48 150V147H45V146H42L41 142L43 140V138H40ZM43 137V136H42ZM58 137V135H57ZM74 137V136H73ZM77 137V136H75ZM90 136H88L89 138ZM195 138L198 137L194 136ZM210 137V135H209ZM208 137V138H209ZM127 138V139H126ZM128 138L132 139L128 142ZM195 138H191V136H188L185 138L184 141L190 139L189 141L190 144L187 146V149H189L191 146V144L193 145V142L192 139L195 140ZM26 139V138H25ZM244 139H247V138H244ZM19 140V139H18ZM79 140V139H78ZM199 141V138L197 139ZM196 140V141H197ZM28 141V140H27ZM143 141V142H142ZM163 141V142H162ZM240 141V140H239ZM69 142V141H67ZM83 142V141H82ZM24 143V142H23ZM129 143H131V145H129ZM50 144V143H49ZM57 144V143H56ZM163 144V145H164ZM174 144V143H173ZM183 144V143H182ZM7 145V144H6ZM69 146L66 147V149L68 148L71 149V151L75 150V147L74 146H71L70 144H68ZM171 145V144H170ZM169 145V146H170ZM176 145V144H175ZM181 145V144H180ZM186 145V144H185ZM195 145V144H194ZM253 145V144H252ZM166 146V145H165ZM255 146V145H254ZM74 147V148H73ZM83 147V146H82ZM81 147V148H82ZM151 147V146H150ZM154 147V146H153ZM163 147V146H161ZM167 147V146H166ZM182 147V146H181ZM149 148V147H148ZM147 148V149H148ZM170 149V147H167ZM257 148V147H256ZM73 149V150H72ZM164 149V148H163ZM259 149V148H258ZM8 150V149H7ZM55 150V149H54ZM144 150V149H143ZM6 151V150H5ZM29 151V150H28ZM186 151V150H185ZM76 152V151H75ZM81 152V151H80ZM138 152V151H137ZM141 152V151H140ZM179 152V151H178ZM214 152V151H213ZM65 153V152H64ZM73 153V152H72ZM28 154V153H27ZM32 154L31 152L29 153V155ZM66 154V153H65ZM141 154V153H140ZM187 154V153H186ZM213 154V153H212ZM253 154V153H252ZM74 155V154H72ZM162 155V154H161ZM235 155V154H234ZM37 156V155H36ZM94 156V157H93ZM114 157L112 159V157ZM262 156V155H261ZM264 156V155H263ZM19 157V156H17ZM237 157V156H236ZM240 157V156H239ZM20 158V157H19ZM67 158V157H66ZM44 159V158H43ZM112 159V160H111ZM225 159V158H224ZM239 159V158H238ZM178 160V159H177ZM223 160V159H222ZM237 160V159H235ZM19 161V160H18ZM70 161V160H69ZM129 161V160H128ZM196 161V160H195ZM228 161V160H227ZM20 162V161H19ZM131 162V161H130ZM173 162V161H172ZM189 162V161H188ZM224 162V161H223ZM237 162V161H236ZM24 163V162H23ZM113 163V162H112ZM111 163V164H112ZM121 163V162H120ZM123 163V162H122ZM121 163V164H122ZM170 163V162H169ZM179 163V162H178ZM177 162L175 163H170L171 166L172 165H178ZM210 163V162H208ZM221 163V162H220ZM225 163V162H224ZM231 163V162H230ZM229 163V164H230ZM234 165L236 164L235 162H233ZM253 163V162H252ZM18 164V163H17ZM25 164V163H24ZM205 164V163H204ZM202 164V165H204ZM222 164V163H221ZM20 165V164H19ZM68 165V164H67ZM66 165V167H67ZM117 165V164H116ZM233 165V164H232ZM233 165V166H234ZM252 165V164H251ZM260 165V164H259ZM74 166V167H73ZM169 166V167H171ZM194 166V165H193ZM236 166V165H235ZM232 167V171L230 173V176H229V173H228V178L223 181L226 183L227 187L229 188V190L233 191V194L232 192H230L228 189H227V193L226 196L224 197H229L231 199H233V205L236 209L235 213H237L238 215L240 214H244V220H243V223H247L246 225L248 227H245L246 229H248V232L246 233V235H249V243L248 242H245L246 239H242V242L239 243V241H235L234 240V237L232 236L233 234L230 233L228 234L227 237V240H231L233 241V245L236 246V248L238 250H241L243 249V253L244 256L241 258L242 260V264H264V190L263 188H261L259 185H257L258 182H260V177L258 176V174L256 173H253L252 170H248V174L247 176L245 175V180H242V182L239 180V177H236L235 175H237L235 171H237L238 168L237 167ZM28 167V166H27ZM32 167V166H31ZM227 167V166H226ZM225 167V169H226ZM242 167V166H241ZM250 168L253 169V167H251L249 165ZM258 167V166H257ZM69 168V166H68ZM67 168V169H68ZM173 168V167H172ZM171 168V169H172ZM176 168V167H175ZM178 168V167H177ZM194 168V167H193ZM39 169V168H38ZM102 169V168H101ZM120 169V168H119ZM242 169V168H240ZM9 170V169H8ZM15 170V169H14ZM173 170V169H172ZM172 170H170L167 174L170 175L172 172ZM187 170V169H186ZM184 171V170H183ZM227 171V170H226ZM241 171V170H240ZM245 171V170H244ZM254 171V170H253ZM261 171V170H260ZM31 172V171H30ZM45 172V171H44ZM42 172V175H44ZM53 172V173H51ZM178 172V171H177ZM176 172V173H177ZM220 172V170H219ZM229 172V171H227ZM10 173V172H8ZM28 173V172H26ZM38 173V171H37ZM41 173V172H40ZM242 173V172H241ZM263 173V172H262ZM88 174V173H87ZM90 174V172H89ZM90 174V175H91ZM178 174V173H177ZM194 174V172H193ZM218 174V173H217ZM243 174V173H242ZM246 174V173H245ZM261 174V173H260ZM34 175V174H33ZM41 175V174H40ZM86 175V174H85ZM108 175V174H107ZM241 175V174H240ZM36 176V175H35ZM102 176V175H101ZM178 176V175H177ZM201 176V175H199ZM262 176V175H261ZM29 177V175H28ZM163 177V176H162ZM174 177V176H172ZM183 177V176H182ZM222 177V176H221ZM244 177V176H242ZM260 178L259 181L257 182V178ZM40 178V177H39ZM38 178V179H39ZM140 178V177H139ZM161 178V177H160ZM175 178V177H174ZM179 178L181 177H176L175 179V182H177L179 180ZM134 179V178H133ZM183 179V178H182ZM241 179V177H240ZM1 180V179H0ZM129 180V179H128ZM174 180V179H173ZM2 181V180H1ZM0 181V182H1ZM46 181V180H45ZM75 180V184H72L73 186L71 187V189H74L75 188V185L76 183H80L81 184V187H83L82 191H80L82 193H86V195H84L85 199H84V204L81 205L82 206V212H83V218L77 223V225L79 226V229L82 228V232L81 233H78V235L81 237L82 236V233L84 231V234L86 235H93L100 232V229L98 228H104V225H107L108 224V219L110 215V213H112L113 215H115V213H117L118 211H120V207L122 204H128L130 203L129 201H131V197L132 200H136L137 198V194H138V189H137V186H135V183H128V190L127 193H121L122 191L119 189L117 190V192L113 193L114 197H111L109 196V198H106L105 199V194L102 193L103 190L101 191V193L98 192L97 188L99 187V183L97 182L96 179H91L88 177V179H83L81 178L80 181H77ZM185 180H182V183L185 182ZM262 181V180H261ZM4 182V181H3ZM38 182V181H37ZM70 181H68L69 183ZM160 182V180H159ZM173 182V181H172ZM179 182V181H178ZM264 182V181H263ZM30 183V182H29ZM65 183V184H66ZM125 183V182H124ZM127 183V182H126ZM188 183V182H187ZM197 183V182H196ZM224 183V184H225ZM38 184V183H37ZM51 184V185H52ZM59 184V183H58ZM193 184V183H190L189 186ZM33 185V184H32ZM50 185V186H51ZM62 185V184H61ZM64 185V184H63ZM125 185V184H124ZM13 186V185H12ZM28 186V185H27ZM53 186V185H52ZM56 185L54 184V187ZM106 185H103L102 188H104ZM166 190L161 192L162 196H160L159 194V191L160 190H156L154 192H151V188L147 191V195L146 197L144 198V205L146 206L147 210L149 211H152L153 213L149 214L153 217H155V219L158 220V214H157V209L154 208V205L157 204L158 206L160 205L161 201H158L159 200V197H161L162 199L166 198V199H169L170 197H172L177 191L178 189L176 187H173V183H169L166 185ZM176 186V185H175ZM193 186V185H192ZM188 187V186H187ZM191 187V186H190ZM200 187V186H199ZM205 187V186H204ZM226 187V186H225ZM36 188V187H35ZM53 188V187H52ZM137 189L135 191V194L133 196H131L130 194V190L132 189ZM183 188V187H182ZM181 188V189H182ZM193 187L191 188H187L185 190H189L191 191ZM3 189V188H2ZM33 189V188H32ZM56 189V188H55ZM54 189V190H55ZM114 189V188H113ZM180 189V190H181ZM35 190V189H34ZM68 190V189H67ZM91 190H94V192H91ZM179 190V191H180ZM183 190V189H182ZM208 190V189H207ZM225 190V189H224ZM28 191V190H27ZM60 191V190H59ZM62 191V190H61ZM189 191H185L184 190L182 192L184 193H180L178 194L179 196H183V194H188L186 192H189ZM197 191V190H196ZM226 191V190H225ZM31 192V191H30ZM58 192V191H57ZM164 193V194H163ZM235 193V195H234ZM237 193V195H236ZM79 194V192H78ZM224 194V195H225ZM243 194V195H242ZM189 195V194H188ZM150 196L151 199H150ZM158 196V197H157ZM186 196V195H185ZM30 197V196H29ZM43 197V196H42ZM177 197V196H176ZM190 197V196H189ZM188 197V199H190ZM198 197V196H197ZM200 197V196H199ZM62 198V197H61ZM175 198V197H174ZM193 199V197H191ZM49 199V198H48ZM158 199V200H157ZM186 199V198H185ZM191 199V200H192ZM196 199V198H194ZM235 199V200H234ZM100 200H102L103 202H100V203H103V204H100L98 203ZM150 200H154L153 202H149ZM199 200V199H198ZM204 200V199H203ZM202 200V201H203ZM206 200V199H205ZM208 200V199H207ZM227 200V199H226ZM197 201V200H196ZM220 201V200H219ZM229 201V200H228ZM143 202V201H142ZM205 203L203 205H206V201H204ZM46 203H48V208H51V205H52V200L50 202V200H48ZM193 203V202H191ZM196 203V202H195ZM170 204V203H169ZM210 203H208L209 205ZM231 204V205H232ZM251 204L252 205V208L249 207L248 205ZM177 205V204H176ZM221 205V204H220ZM161 207L163 205H160ZM39 207V206H38ZM61 207V206H60ZM140 207V206H139ZM204 207V206H203ZM210 207V206H208ZM81 208V207H80ZM125 209V208H124ZM127 209V208H126ZM170 208L168 207L167 210H169ZM179 209V208H178ZM182 209V208H181ZM228 209V207H227ZM46 210V208H45ZM61 210V209H60ZM63 210V209H62ZM98 210H101L103 211L104 213H108L106 214L104 217L105 219L104 220H95L96 218H94L95 216H97V212ZM209 210V209H208ZM49 213L51 214H54V207H52V209H50ZM164 211V210H163ZM172 211V210H171ZM217 211V210H216ZM219 211V210H218ZM225 211V210H224ZM122 212V210H121ZM211 212V211H209ZM205 213V212H204ZM207 213V212H206ZM216 213V212H215ZM230 213V212H229ZM81 214V213H80ZM111 214V215H112ZM231 214V213H230ZM229 214V215H230ZM233 214V213H232ZM53 215V216H54ZM104 215V214H103ZM60 216V215H59ZM74 216H77V215H74ZM102 216V215H101ZM235 216V215H233ZM241 216V215H240ZM58 217V216H57ZM82 216L80 217H77V218H81ZM100 217V216H99ZM103 217V216H102ZM152 217V218H153ZM169 217V216H168ZM220 217V215H219ZM218 217V218H219ZM236 217V216H235ZM234 217V218H235ZM98 218V217H97ZM119 218V217H118ZM117 218V219H118ZM149 218V217H148ZM54 219V218H53ZM99 219V218H98ZM123 219V217L121 218ZM56 220H59V219H56ZM77 220V219H76ZM155 220V221H157ZM230 220V219H229ZM116 221V220H115ZM151 221V220H150ZM162 221V220H161ZM32 222V221H31ZM91 222V223H90ZM153 222V220H152ZM151 222V223H152ZM234 222V221H233ZM232 222V223H233ZM242 222V221H241ZM150 223V222H149ZM59 225V223H57ZM112 224V223H111ZM118 224V223H116ZM114 225V224H113ZM120 225V224H119ZM123 225V224H122ZM154 225V223H153ZM228 225V224H227ZM232 225V224H230ZM244 226V224H243ZM58 227V226H56ZM55 227V228H56ZM71 227V226H70ZM232 227L234 226H230L229 229H233ZM51 228V226H50ZM73 228V227H71ZM140 228V226H139ZM155 228V227H154ZM228 228V226H227ZM60 230V228H57ZM84 229V230H83ZM123 229V228H122ZM126 229V228H125ZM132 229H135V227H131V229L129 230V233L131 235H129L130 237L128 238V242L130 243V252L129 251H124V252H120L119 253V257H118V263L120 264H138V257H134L133 261L131 262V254L132 252L134 251L135 248H137V245L140 244V240H136L137 238H134V234L132 232ZM159 229V228H158ZM226 229V228H225ZM228 229V231H229ZM245 229V230H246ZM103 230V229H101ZM112 230V229H111ZM54 231V229H53ZM65 231H67L65 229ZM73 231V230H72ZM99 231V232H98ZM117 231V230H116ZM122 231V230H121ZM127 231V230H126ZM241 231V230H240ZM64 232V231H63ZM118 232V231H117ZM132 232V233H131ZM125 232H120L119 234H123ZM158 233V232H157ZM234 233V232H233ZM236 233V232H235ZM71 234V233H70ZM162 234V233H161ZM232 234V235H231ZM62 235V234H61ZM78 235L76 237V239H78ZM245 235V234H244ZM245 235V236H246ZM60 236V235H59ZM58 236V237H59ZM74 236V235H72ZM95 236V235H94ZM98 236V235H97ZM143 236V235H142ZM159 236V235H158ZM237 236V235H236ZM235 236V237H236ZM75 237V236H74ZM72 237V239L74 238ZM88 236H86L85 238V235H84V243L85 245H87L89 243V239L87 238ZM96 237V236H95ZM94 237V238H95ZM99 237V236H98ZM96 238V239H99V238ZM208 237V236H207ZM225 237V238H226ZM243 237V236H242ZM224 238V239H225ZM3 239H5V236L3 233H0V245L2 247L5 246L6 243H9L7 241V239L4 241ZM172 252L173 250L176 248V250H178L179 248V245H175V242L177 241V239L173 238L172 239ZM226 240V239H225ZM223 240V241H225ZM226 240V241H227ZM243 240H245L243 242ZM73 241V240H72ZM74 241H75V238H74ZM77 241V240H76ZM80 241V240H79ZM71 241L69 240L68 243H70ZM131 242H134L133 244ZM62 243V242H61ZM78 243V241H77ZM66 244V243H65ZM71 244V243H70ZM75 244V243H74ZM127 244V243H126ZM97 245V244H96ZM129 245V244H128ZM132 245V246H131ZM231 245V244H230ZM123 246V245H122ZM126 246V245H125ZM124 246V247H125ZM139 246V245H138ZM147 246V245H146ZM207 246V245H206ZM45 247V246H44ZM144 247V246H143ZM143 247H140L139 246V249L140 252L138 251L137 254H141V251L142 249H144ZM204 247V246H203ZM233 247V246H232ZM253 247V248H252ZM62 248V247H61ZM1 249V247H0ZM82 249V248H81ZM91 249V248H90ZM209 249L211 248H207L206 251H205V254L206 255H209V252H211ZM83 250V249H82ZM93 250V249H92ZM119 250V249H117ZM126 250V249H125ZM129 250V247L128 249ZM101 251V250H100ZM121 251V250H120ZM163 251V248H160V251H159V254H158V257L155 258L154 261H156L157 264H160V255H161V252ZM209 251V252H207ZM204 252V251H203ZM76 253V252H75ZM87 253V252H86ZM94 253V252H93ZM118 253V252H117ZM135 254V252H133ZM177 253V252H176ZM135 254V255H137ZM1 255V254H0ZM7 255V254H6ZM62 255V254H61ZM178 255V254H177ZM96 256V255H95ZM105 256V255H103ZM138 256V255H137ZM239 256V255H238ZM70 257V256H69ZM107 258V257H106ZM174 258H176L173 254L171 255V259H169V257H167V264H173V261H174ZM204 259H202L203 263L199 262L200 263H197V264H209V258L205 255L203 257ZM206 258V260H205ZM208 258V259H207ZM90 259V258H89ZM117 259V258H116ZM233 259V258H232ZM91 260V259H90ZM105 260V259H104ZM109 260V259H108ZM107 260V261H108ZM63 261V260H62ZM67 261V260H66ZM99 261V260H98ZM97 261V262H98ZM101 261V260H100ZM59 262V261H58ZM91 262V261H90ZM128 262V263H127ZM81 264V263H80ZM152 264V263H151Z\"/></svg>","mask_w":264,"mask_h":264}]
</instances>
